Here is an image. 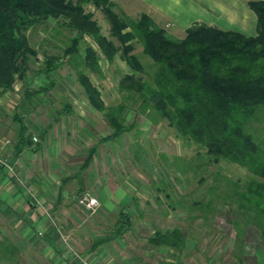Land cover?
Masks as SVG:
<instances>
[{"label": "rangeland", "instance_id": "obj_1", "mask_svg": "<svg viewBox=\"0 0 264 264\" xmlns=\"http://www.w3.org/2000/svg\"><path fill=\"white\" fill-rule=\"evenodd\" d=\"M111 1L116 13L139 18L127 15L121 3ZM84 8L93 14L103 35L120 48L109 62L87 39L100 56V71L89 76L104 109L92 106L77 69L64 59L72 34L54 20L28 32L38 56L28 58L27 76L18 79L12 91L0 95V127L10 133L13 143L23 133L32 149L42 151L46 147V142L41 145L42 138L58 124L60 132L73 135L71 142L77 147L86 145V152H23L15 159L19 163L13 177L19 175L27 186L49 191L42 199L37 194L29 198L65 237L62 252L66 259L78 264H252L255 248L264 244L255 226L256 212L239 204L245 196L256 198L254 189L264 180L225 159L216 161L205 148L181 136L158 111L144 110V99L123 85L133 69L123 59L110 21L92 0H84ZM133 54L147 67L152 64L140 42L134 43ZM47 56L66 62L52 76V88L38 74ZM42 86H50L49 91L34 98L27 94ZM110 119L129 130L104 145L107 152H97L87 166L90 144L115 131ZM252 132L264 141V112L252 121ZM85 193L97 198L95 212L80 205ZM58 196L62 202L56 204ZM122 212L131 214L132 227L119 234ZM174 230L182 236V241H174L178 245L151 244L156 232ZM39 232L43 237L44 230ZM26 261H30L29 253Z\"/></svg>", "mask_w": 264, "mask_h": 264}, {"label": "trees", "instance_id": "obj_2", "mask_svg": "<svg viewBox=\"0 0 264 264\" xmlns=\"http://www.w3.org/2000/svg\"><path fill=\"white\" fill-rule=\"evenodd\" d=\"M92 2L104 11L112 35L123 48V59L133 69L123 85L144 99V110L158 111L181 136L205 148L216 161L225 159L264 180V141L252 132V121L264 112V0L248 2L258 19L257 36L195 25L183 39L158 26L146 13L131 19L116 13L111 0ZM52 20L70 30L72 36L63 57L77 69L92 106L103 110L101 94L89 76L100 71V56L87 39L109 62L120 48L103 35L93 14L86 12L84 0H0V95L12 91L17 80L27 76L28 58L38 56L28 41V32ZM135 42L143 45L144 54L152 60L148 67L133 54ZM83 45L87 46L84 57ZM60 59L47 56L38 71L50 81L51 88L55 87L52 76L66 63ZM50 86L27 94L34 98L49 91ZM66 110L71 112L70 106ZM110 124L115 131L103 138L104 142L115 141L129 130L117 119H110ZM96 153L90 152L87 166ZM262 183L254 189L256 198L245 196L239 207L256 212L255 226L264 244ZM121 221L119 234L131 229V214L122 212ZM176 239L182 241L178 230L158 231L150 242L174 246L178 245Z\"/></svg>", "mask_w": 264, "mask_h": 264}, {"label": "crops", "instance_id": "obj_3", "mask_svg": "<svg viewBox=\"0 0 264 264\" xmlns=\"http://www.w3.org/2000/svg\"><path fill=\"white\" fill-rule=\"evenodd\" d=\"M116 1L121 3V8L127 15L140 16L146 13L158 26L179 39L185 38L187 30L195 25H207L246 36L258 35V19L248 5L250 0ZM57 125L55 124L53 131L42 138L41 145L46 142V147L42 151L37 150L38 148L32 149V143L25 135L13 143L10 133L0 127L2 134L12 141L8 154L15 163L14 173L0 167V264H78L76 261L66 259L62 252L65 248L63 244L65 237L56 224L43 216L34 201L29 198L37 194L42 199L49 191L42 190L37 185L27 186L19 175L13 177L15 165L19 163L16 164L15 159L23 152H86L84 143H80V148L77 147V144L71 142L73 135L60 132ZM111 143L112 141L102 140L92 143L88 152H107L103 147ZM20 171L25 173L21 168ZM47 198L52 200L51 196ZM60 202L62 198L58 196L55 203ZM40 230H44L43 237L38 236ZM27 253L29 262L26 261ZM254 253L252 264H264V245L256 247Z\"/></svg>", "mask_w": 264, "mask_h": 264}, {"label": "built area", "instance_id": "obj_4", "mask_svg": "<svg viewBox=\"0 0 264 264\" xmlns=\"http://www.w3.org/2000/svg\"><path fill=\"white\" fill-rule=\"evenodd\" d=\"M36 143L39 142L37 138H34ZM12 145L10 138L4 136L0 130V167L7 170L10 173H14L13 160L8 154V148ZM80 205L84 207L88 212H95L99 207L97 198L91 196L88 193L83 194L80 199Z\"/></svg>", "mask_w": 264, "mask_h": 264}]
</instances>
